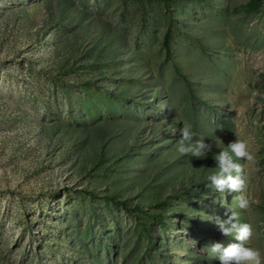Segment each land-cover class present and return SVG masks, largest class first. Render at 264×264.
<instances>
[{"label":"rangeland","instance_id":"1","mask_svg":"<svg viewBox=\"0 0 264 264\" xmlns=\"http://www.w3.org/2000/svg\"><path fill=\"white\" fill-rule=\"evenodd\" d=\"M231 210L264 264V0H0V264H219Z\"/></svg>","mask_w":264,"mask_h":264},{"label":"clouds","instance_id":"2","mask_svg":"<svg viewBox=\"0 0 264 264\" xmlns=\"http://www.w3.org/2000/svg\"><path fill=\"white\" fill-rule=\"evenodd\" d=\"M194 135L190 125L182 126L176 150L203 157L212 149V140L206 141L204 137L193 139ZM213 157L216 161L215 170L207 173V185L221 191L225 187L229 190H237V207L246 209L249 205V196L242 191L244 181L241 176V165L233 159V157H243L246 160L252 158L246 140L235 136L227 142L226 147L219 148ZM235 216L236 212L231 210L223 219L219 216L213 218L220 232L225 235L231 234L233 239L226 243L213 241L207 244L206 251L219 261V264H260V250L246 243L252 231L251 225L246 221L237 222Z\"/></svg>","mask_w":264,"mask_h":264}]
</instances>
